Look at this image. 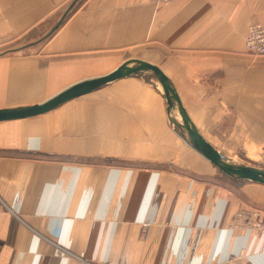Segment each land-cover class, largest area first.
<instances>
[{"label":"crops","instance_id":"crops-1","mask_svg":"<svg viewBox=\"0 0 264 264\" xmlns=\"http://www.w3.org/2000/svg\"><path fill=\"white\" fill-rule=\"evenodd\" d=\"M71 2L0 0V108L134 58L219 151L264 146V56L244 45L264 0H77L41 40ZM159 88L121 77L0 121V264H264V231L234 225L243 206L264 214V184L220 177Z\"/></svg>","mask_w":264,"mask_h":264},{"label":"water","instance_id":"water-1","mask_svg":"<svg viewBox=\"0 0 264 264\" xmlns=\"http://www.w3.org/2000/svg\"><path fill=\"white\" fill-rule=\"evenodd\" d=\"M76 2L77 0H72L56 24L41 40L61 24ZM127 76H140L160 87V93L167 104V118L174 131L190 147L215 165L220 172L236 180L264 184V168L234 161L204 139L187 116L171 81L156 65L139 59H127L109 73L72 83L41 102L25 106L0 108V121L27 118L46 113L69 99L88 93L107 82ZM176 114H179L180 118H177Z\"/></svg>","mask_w":264,"mask_h":264},{"label":"built area","instance_id":"built-area-1","mask_svg":"<svg viewBox=\"0 0 264 264\" xmlns=\"http://www.w3.org/2000/svg\"><path fill=\"white\" fill-rule=\"evenodd\" d=\"M167 3L172 0H158ZM246 52L252 57L264 55V21L252 22L247 27L244 37ZM263 212L256 207L243 206L234 215V225H242L255 231H264Z\"/></svg>","mask_w":264,"mask_h":264},{"label":"rangeland","instance_id":"rangeland-1","mask_svg":"<svg viewBox=\"0 0 264 264\" xmlns=\"http://www.w3.org/2000/svg\"><path fill=\"white\" fill-rule=\"evenodd\" d=\"M8 46L9 45H7V49L11 48ZM243 136L245 137L244 133H243ZM244 137H243V140H244ZM229 157L234 161H238V162L245 163L248 165H253L256 167L264 168V146L259 147V148H252V149L251 148H243V152L241 151L240 154L237 155L236 157H231V156H229ZM220 173H221L220 177H223V179H226L225 177H228L224 173H222V172H220ZM239 181H241V180H239ZM241 182H243V181H241ZM230 184L232 186L233 185H236L237 187L240 186L239 183H234V182H232V180H231Z\"/></svg>","mask_w":264,"mask_h":264},{"label":"bare ground","instance_id":"bare-ground-1","mask_svg":"<svg viewBox=\"0 0 264 264\" xmlns=\"http://www.w3.org/2000/svg\"><path fill=\"white\" fill-rule=\"evenodd\" d=\"M157 85V84H156Z\"/></svg>","mask_w":264,"mask_h":264}]
</instances>
